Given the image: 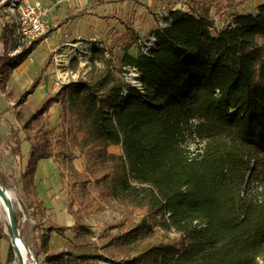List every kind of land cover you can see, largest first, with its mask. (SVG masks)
Masks as SVG:
<instances>
[{
	"label": "trees",
	"instance_id": "16d2710c",
	"mask_svg": "<svg viewBox=\"0 0 264 264\" xmlns=\"http://www.w3.org/2000/svg\"><path fill=\"white\" fill-rule=\"evenodd\" d=\"M221 1L175 0L180 12L172 9L167 27L159 23L151 31L156 42L147 53L136 23L122 21L118 55H92L93 64L104 63L100 75L80 77L32 105L28 99L49 61L17 96L6 87L45 37L11 57L17 21L7 15L0 90L14 102L17 126L8 149L35 221L36 259L47 253L39 264H264V4L223 17ZM78 64L75 58L71 67ZM130 70L140 87L127 84ZM55 107L56 127L50 122ZM111 146L122 154L110 153ZM79 158L83 172L75 165ZM46 160L55 161L69 188L72 226L50 219L37 190ZM113 209L126 216L118 232L101 246L84 240L93 234L84 216ZM69 232L73 248L49 246L52 234ZM14 252L11 247L4 264H12Z\"/></svg>",
	"mask_w": 264,
	"mask_h": 264
},
{
	"label": "rangeland",
	"instance_id": "374dc122",
	"mask_svg": "<svg viewBox=\"0 0 264 264\" xmlns=\"http://www.w3.org/2000/svg\"><path fill=\"white\" fill-rule=\"evenodd\" d=\"M105 1L108 0H104V3H106ZM262 1L264 0H222L220 3L219 11L223 15V17L232 14H238L241 12H247V11L251 12L256 10ZM94 3H96L97 7H100L104 4L103 2H101V0H95ZM1 7H0V11H2V13H5V15H10L12 17L13 16L15 17V15L13 14H6V10L5 9L2 10ZM179 7L181 6L180 5L177 6L175 0H136V2L132 4L131 3L128 4V8L126 10L133 9L135 10L134 13H138V14L140 13V11H142L143 14L141 13L142 15L140 16L138 15L139 17H134V15H132L129 18H122V17L116 18V16H114L112 18H108L112 21V26L110 25L108 29H106L105 34L100 33L99 35L98 34L92 35L91 32L88 31L82 38L78 40L75 39V37L68 38V40L64 42L61 50L54 53V56H52V58L56 63L55 66L53 67L55 68V71L54 72L52 71V74L54 73L53 75H55L56 83L57 84L60 83V88H62L64 85L72 81H76L80 77L90 79L100 75L105 68L104 63L98 60H94L96 64H93L92 55L94 54L95 51H104L108 58H111L112 55H116V56L118 55L119 51L116 46L119 37H115V36L122 34L125 30L122 21H133L135 23L138 21V23L140 24H137L136 26L140 33V37H141L140 39L142 43H144L149 36H153L150 34L151 31L156 26H158V24L161 23L162 20H166L167 16H170L171 18L169 12L172 9L173 10L177 8L179 9ZM178 9L176 12L178 11L180 12V10ZM111 12L114 11L110 9L109 14ZM214 13L216 14L217 11L214 10ZM216 17H218L219 19L221 18L218 13L216 14ZM57 28L58 27L56 26L54 31ZM51 34H54V32L52 31ZM63 37L64 35L60 37V40H62ZM70 43L76 45L77 47L72 54V58L69 60L68 63H66L62 61L61 56L68 57V53L70 52V50L69 47L66 45ZM85 45L88 46L84 47ZM110 49H112V51H110ZM136 50H138L137 46L134 47L133 52ZM135 55H137V53ZM42 58L43 56H41V58L35 56L36 62L38 61L41 62ZM75 58L79 59V64L75 68H72L71 62ZM114 64L117 65V61ZM33 76H31L32 77L31 82L33 81L34 78ZM130 76H131L130 73H128L126 82L127 84L131 85L132 79L130 78ZM31 99L32 100L30 102V105L37 102L36 98L31 97ZM56 115H58V107L53 108L50 114V122L54 127L58 125V119L56 120ZM197 147L200 148V144L199 145L197 144ZM24 148L29 149L30 148L29 144L26 143ZM109 151L110 153L117 156H120L122 154V149L120 146H111L109 147ZM48 161H52L49 162L51 163L50 165L52 169H54V171H58V165L55 163V161L54 160H48ZM75 165L80 172L84 171L85 163L82 158L76 159ZM48 168L46 166H43L39 172V175L36 176V184L38 187L37 190H39L40 196L44 201L45 206L48 209V216L50 217V219L53 222L60 225L72 226L73 224H75L76 218L72 216L68 210L67 194L69 192V188L66 184L62 183L60 179V175L59 178L53 175L49 176ZM0 176L3 178V181L0 178L3 185L6 187L7 191L11 193L13 197L14 212L18 223V228L20 230L19 233H21V239L27 244V247L31 249L37 264L45 263L47 257V253L45 252V250H41L38 259H36L35 255L40 250V242L39 239L36 238V235L34 234L35 221L32 219V217L29 215V213L25 208L24 199L22 198V195L20 193V188L18 185V176H16L15 173V165L13 163L12 155L9 149L6 148V144H4V142L1 141V139H0ZM90 188L92 189L93 195H96L97 192L95 188L93 186H91ZM125 219L126 216L122 215V213L119 210H115V209L107 210L104 213L84 216V219L82 221L86 225H89V227L91 228L90 230L92 231L93 234L89 238H87L84 235L85 237L83 236L84 237L83 239L86 241H90L92 243H96L99 246H101L104 244L103 241L106 236L115 235L118 232V227L124 222ZM0 226L2 227L4 233L3 237L0 238V261L1 264H4V262H6L8 253L12 247V243H11V233L9 229V224L4 209L1 207V205H0ZM49 246L57 250L63 248H73L74 234L69 232L66 238H62V236L59 237L57 234L54 233L52 234V239L50 241ZM14 253H15V257L12 264H18V257L16 251ZM112 254H110L109 252L110 257H112ZM29 262L30 264H35V261L31 259Z\"/></svg>",
	"mask_w": 264,
	"mask_h": 264
},
{
	"label": "crops",
	"instance_id": "0c3cea01",
	"mask_svg": "<svg viewBox=\"0 0 264 264\" xmlns=\"http://www.w3.org/2000/svg\"><path fill=\"white\" fill-rule=\"evenodd\" d=\"M4 1L5 0H0V7L2 6V10L4 9ZM39 1L42 2L44 7L53 8L51 14L49 15V19H52V21L54 20L58 28L54 31V34H51L47 38H45L33 50L27 61H24V63H22L18 68L13 71L11 75L12 78H10L6 87L8 91H11L13 93L14 97L17 96L26 88L28 89V87L33 83V81L37 77H39L38 75L41 72V69L44 68L46 62L49 61V66L43 73L42 83L37 88L35 93L29 97L28 103L31 102V97L36 98V101L39 102L47 94L55 93L58 91V89H60V83H56L55 75H53L54 73L52 74V71H55V68L53 67L56 64L52 56H54V53L61 50L64 42L67 41L68 38L75 37V39L78 40L82 38L88 31L91 32L92 35H99L100 33L105 34L106 29H108L110 25L112 26V21L108 18H112L114 16H116L117 18H129L132 15H134V17H139L143 14L142 11H140V13L138 14L134 13L135 10L133 9L126 10L128 8V4H132L136 2V0H108L105 1L106 3H104V0H101V2H103L104 4L100 7H97L96 3H94L95 0ZM263 4L264 1L260 3V5ZM110 9H112L114 12H111L109 14ZM8 20L9 16L5 15V13H2V11H0V37L2 34V26ZM137 24L140 23H138L137 21L136 25ZM63 35V39L60 40V37ZM4 52L5 44L4 42L0 41V58L4 55ZM137 52L138 50L134 52L133 50L131 51L132 54H136ZM33 55L38 56L40 58L41 56H43L41 62H36L35 56ZM31 76L34 77L32 82ZM13 105L14 102L0 90V139L4 142V144H6V148H8L7 144H9L10 140V129L12 126H17L15 115L13 109L11 108V106ZM57 116L58 115H56V120L58 119ZM25 144L26 143H24L22 146L24 163L27 162L28 152L30 149H25ZM49 162L52 161L46 160L40 163L36 176L39 175L41 168L43 166H46L47 168L49 167V176L53 175L59 178L58 171H54V169H52L50 165L51 163Z\"/></svg>",
	"mask_w": 264,
	"mask_h": 264
},
{
	"label": "built area",
	"instance_id": "2783aa9c",
	"mask_svg": "<svg viewBox=\"0 0 264 264\" xmlns=\"http://www.w3.org/2000/svg\"><path fill=\"white\" fill-rule=\"evenodd\" d=\"M3 7L6 13L15 15V21H17L16 34L18 47L9 53L11 57L22 53L25 49H29L35 41L47 37L52 31L54 32L57 26L54 20L52 21V19H49V15L53 8L44 7L39 0H5ZM213 17L216 29L220 30L221 27L218 18L216 16ZM166 18H168V16ZM160 25L162 27H167L168 24H166V20H162ZM155 42L156 38L154 36H149L144 43H142L140 39L139 46L142 47V52L147 53ZM130 75L132 79L131 86L140 87V83L137 81L138 74L130 70Z\"/></svg>",
	"mask_w": 264,
	"mask_h": 264
},
{
	"label": "water",
	"instance_id": "95a60500",
	"mask_svg": "<svg viewBox=\"0 0 264 264\" xmlns=\"http://www.w3.org/2000/svg\"><path fill=\"white\" fill-rule=\"evenodd\" d=\"M1 183H2V181H1ZM3 190L4 189L2 188V186H0V197H2L3 200H5L6 205L8 206L7 216H8L9 229H10V233H11L12 247L15 249V251L17 253L18 264H24L23 258H22L21 254H20V251H19L18 247H17L18 243L22 239H21V233H19L20 230L18 228V223H17L16 217H15L14 208H13V205H12L11 201L8 199V196H7L6 192L3 191ZM29 253H30L31 259L33 261H35V264H37L33 254L31 252H29Z\"/></svg>",
	"mask_w": 264,
	"mask_h": 264
},
{
	"label": "bare ground",
	"instance_id": "6f19581e",
	"mask_svg": "<svg viewBox=\"0 0 264 264\" xmlns=\"http://www.w3.org/2000/svg\"><path fill=\"white\" fill-rule=\"evenodd\" d=\"M79 45H80V43H79ZM87 46L88 45H85L84 47H87ZM68 47H69V50H70V52L68 53V57L67 56H61L62 61L66 62V63H68L69 60L72 58V54L75 51L77 46L70 43V44H68ZM0 183H1V181H0ZM0 186H2V188L4 189L3 191L6 192V194L8 196V199L11 201V203L13 205L14 204L13 203V197H12L11 193L9 191H7L6 187L2 183L0 184ZM0 205L4 209V212H5L7 221H8V216H7L8 206L6 205V202H5V200H3L2 197H0ZM13 208H14V205H13ZM17 247H18V249L20 251V254H21L22 258H23L24 264H30L29 261H30L31 257H30V253L29 252L32 253L31 249L29 247H27V244L23 240H21L18 243Z\"/></svg>",
	"mask_w": 264,
	"mask_h": 264
}]
</instances>
